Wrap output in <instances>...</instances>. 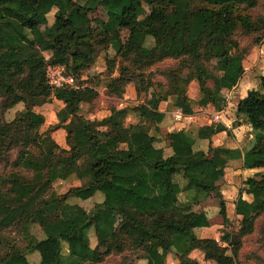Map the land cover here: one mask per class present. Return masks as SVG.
I'll return each mask as SVG.
<instances>
[{
    "label": "trees",
    "instance_id": "1",
    "mask_svg": "<svg viewBox=\"0 0 264 264\" xmlns=\"http://www.w3.org/2000/svg\"><path fill=\"white\" fill-rule=\"evenodd\" d=\"M260 1L0 0V163L11 151L18 152L16 165L31 173V179L12 176L9 183L29 187V197L35 200V207L27 212L25 200L14 201L12 190L0 195V220L13 213L11 224L24 239V247L15 245L0 255V264H100L111 255H122L131 244V234L144 254L135 264H165L169 254L177 264H201L191 257L194 251L206 262L236 264L242 239L252 234L254 220L264 214V172L258 179L243 181L236 209L253 216L242 218L228 247L215 239H199L193 231L209 228L211 219L228 222L225 205L199 212L185 209L218 191V166L239 158L240 152L211 147L209 139L225 130L218 127L216 131L206 129L203 140L207 144L183 131L171 134L175 151L166 157L150 132L156 126L160 104L170 99L183 114H192L190 99L180 86L191 62H199L212 74L211 78L194 76L199 108L211 104L222 109L214 91H231L237 86L249 54L236 37L261 34L254 45L264 42V18L251 15ZM98 8L118 16L119 28L127 31L125 39L116 30L104 34L92 27L90 16ZM51 12L53 23L48 25ZM40 27L47 38L42 48L32 37ZM108 48L115 55L105 57L107 95L121 98L132 81H139L142 92L152 89L142 105L126 109L125 113L139 120L124 135L112 132L122 128L114 109L93 121L79 114L81 106L98 95L82 76ZM43 52L53 57L46 59ZM167 60L177 65L162 72L164 83L146 78L147 71ZM214 60L223 63L219 73ZM48 65L64 66L81 88L52 90L45 75ZM213 69L215 73L210 72ZM259 84V91H249L238 102L235 117L251 128L249 144L242 149V167L264 171V76L259 77ZM52 99L65 106L69 120L40 134L45 118L37 109ZM20 104L23 109L5 121L3 115ZM60 129L65 133V147L52 137ZM80 135L83 143L78 141ZM32 147L46 158L30 157ZM212 153L218 155L217 161ZM70 178L81 185L64 194L54 192L56 182ZM106 183L112 184L105 189ZM140 183L143 194L135 191ZM86 190L98 197L89 209L79 198ZM243 192L252 196V204L242 199ZM182 194L186 197L183 203L179 200ZM109 213L119 219L116 230L111 229ZM34 227L42 234L40 240L31 235ZM29 255L36 256V263L29 261Z\"/></svg>",
    "mask_w": 264,
    "mask_h": 264
},
{
    "label": "rangeland",
    "instance_id": "2",
    "mask_svg": "<svg viewBox=\"0 0 264 264\" xmlns=\"http://www.w3.org/2000/svg\"><path fill=\"white\" fill-rule=\"evenodd\" d=\"M147 10V8H146ZM251 15L254 17H262L264 18V0H261L258 4V6L251 11ZM92 21V27L100 33L108 34L112 31L116 30L120 33L121 38L125 39L127 37V31L120 29L118 26V16L105 11L101 8H98L97 11L90 16ZM142 19V17H140ZM223 29V24H222ZM263 33V32H262ZM261 35V34H259ZM259 35L250 36V37H236L237 40L240 42L241 47L247 49L249 51V54L244 59V68L246 69H252L249 77L242 78L241 82L237 86L235 90H233L231 93H225L223 94L225 96V100L222 101L221 98L219 99V103L224 104V112L221 117V121L228 122L229 119H235L234 116V109L235 105H237L238 101L242 98H244L247 93L251 90H260V84H259V77L264 76V42H261L260 45H254L255 40L259 37ZM34 41L36 44L42 48L47 43V38L44 34V27H40L33 35H32ZM44 57L50 58L49 52H43ZM110 55L113 57L115 55V50L112 48H108L106 51L100 53L97 58L95 59L94 65L85 71L84 75L82 76V79L88 82L87 84L89 87H94V89L97 91V97L90 103L89 105L83 104L80 109V117L85 120H98L101 117H106L110 113L111 109H114L117 113H119L118 121L122 123V129H112V132L117 134H126V130L130 125L137 124L138 118L134 116L132 113H125L126 109H136V107L142 105L145 100L149 97L148 94L151 93L150 89L148 93L142 92L140 90V83L139 81H132L125 89V93L121 98H114L106 93L105 88V81H106V61L105 57ZM213 65L216 66L217 71L220 72L222 69V61L214 60L212 62ZM177 62L167 60L163 63L158 64L155 66L151 71H147L145 73L146 78L152 80V82H159L164 83V78L162 76V72L176 67ZM212 73H215L214 69L210 71ZM195 75H202L206 78H211L212 74L209 73V71H206L205 68L199 63V62H191L190 68H186L181 76V83L180 86L182 89L185 90L187 93L189 99H190V106L195 109L197 106H199V87L198 83L194 80ZM149 76V77H147ZM210 85V83H209ZM247 85V88L242 89L241 87ZM222 101V102H221ZM60 104L56 103L54 100H50L48 102L43 103L39 106V110L41 108V112L47 116V119L49 118L50 114H56L55 120H47V124L45 123L44 126L40 129V134L45 133L48 129H52L54 126L58 124H62L66 118L67 113L64 112V108L59 107ZM58 108L60 110H58ZM212 108V107H211ZM23 109V106L20 104L10 111L6 112L3 115V118L5 121H11L16 116V113L21 111ZM215 110V109H214ZM159 111L165 112L164 114V120L163 123H165V127L163 131H160L158 128L153 127L150 134L153 135L155 138L156 136L159 137V139L156 138V142H159L160 140H164L162 143L165 142V144H161L164 148V151L166 152V155H170L172 153L171 147L174 146L170 133L174 132L172 130L171 124V116H174L175 107L173 105V99H170L168 102L161 103L159 106ZM209 111V110H208ZM215 112H218L215 110ZM169 113V115H167ZM219 113V112H218ZM226 113V114H225ZM162 116V115H160ZM69 120V119H66ZM158 123L157 121H155ZM220 125V124H219ZM228 128V127H226ZM225 128V130H226ZM234 128V126H232ZM157 130V131H156ZM231 130V129H230ZM58 131V130H57ZM58 133V139H56V142L59 144L60 140L63 143L64 135L63 131L54 132L52 135L55 136V134ZM249 133L246 134V145L249 144ZM230 141V137L224 138V141ZM79 143H83L85 139L82 135L79 136ZM157 144V143H156ZM63 145V144H62ZM224 145V144H223ZM156 147L159 146L158 144L155 145ZM170 146V147H169ZM17 154L18 152L16 150L11 151L9 155L7 156L8 163L2 162L0 163V195H4L7 191L12 190V198L14 201H22L25 200V210L31 211L35 207V200L31 197H29V193L31 189L29 187H26L20 183H16L13 186L9 183V180L12 176L18 177L19 179H31V173L27 172L25 169L20 168L17 166ZM237 155V154H236ZM235 155V156H236ZM30 157H33L36 160H43L46 158L45 155H39L38 150L35 147H32L30 149ZM212 157H214V160L217 161L218 155L216 153H212ZM235 160L237 158L233 157L230 158V160ZM238 169V168H237ZM263 171H261L257 175H252L251 177H254L258 179ZM217 181L218 182H224L223 175L221 173V170L217 173ZM247 177V176H246ZM244 176H239L238 178L235 177L234 180L232 178L229 180L227 178V181H229V187H237V190L240 191L243 186V181L246 179ZM226 180V179H225ZM115 182H118L117 179H115ZM113 183V182H112ZM112 183H106L104 185V188L107 189L111 186ZM81 183L73 178H70L66 182H56L53 185V190L57 194H64L67 190H69L72 187H79ZM225 186V185H224ZM232 190V189H231ZM135 191L139 194H143L144 191V185L142 183L138 184L135 187ZM93 191H81L79 194V198L81 199L80 204L84 206L86 209H89L93 202L98 200L97 196H94L93 198ZM226 197V195L224 194ZM238 194H235L234 196L229 194L230 200L232 202L236 201ZM186 197L182 194L179 196V200L181 203L185 201ZM222 203V198L220 196V192H213L208 199L203 203L202 206H205L207 208L213 209V207H217ZM202 206H192L190 208L185 209L186 212L189 210L191 211H199L202 209ZM240 214V212H239ZM241 215V214H240ZM243 217L251 218L253 215L249 212L242 213ZM228 222L223 224L222 220V228L219 229V222L213 223V225L210 227V229L205 231L204 236L205 237H211L218 241V243L222 244L223 247H228L230 241L232 238L235 237L239 227L240 222H238L237 218L235 217L234 209L229 207V210L227 211ZM14 217V214H10L7 218L0 220V255L4 254L8 249L12 246H20L24 247V239L23 237L18 234L16 230H14V226H12L11 221ZM107 217L110 221L111 229L116 230L118 227L119 219L115 214L109 213L107 214ZM31 235L34 238H37L40 240L42 238V234L40 230L37 227H34L31 229ZM144 257L143 252L141 251V245L139 241L136 239V237L131 234V244L128 247V249L122 254V255H111L107 257L102 263L100 264H135L138 260ZM193 259L198 260L201 264H215L212 261L205 262L203 258L198 254L194 253L192 255ZM28 259L31 263H36L37 258L35 255H29ZM236 264H264V214H261L259 217H257L254 220L253 224V232L252 234L246 236L242 239L241 246L238 252V255L236 257Z\"/></svg>",
    "mask_w": 264,
    "mask_h": 264
},
{
    "label": "crops",
    "instance_id": "3",
    "mask_svg": "<svg viewBox=\"0 0 264 264\" xmlns=\"http://www.w3.org/2000/svg\"><path fill=\"white\" fill-rule=\"evenodd\" d=\"M53 13L54 12H51L48 16V25H51L53 23ZM46 45V44H45ZM111 56V55H110ZM49 57H53V53H50V56ZM112 57V56H111ZM251 70L252 69H246L244 68V61H243V76L242 78L244 77H249L250 76V73H251ZM241 78V80H242ZM240 80V82H241ZM239 82V83H240ZM239 83L237 84V86L239 85ZM237 86L233 89L235 90L237 88ZM242 89L244 88H247V85H244L241 87ZM233 90L231 91H223V92H220L218 93L217 91H214V97L216 99V101L219 103V99L218 98H221L222 101L225 100V96L223 94L225 93H231ZM54 100L56 103L60 104L59 107H62L64 108L65 106L61 103V102H58L56 101L55 99H52ZM241 100V99H240ZM239 100V101H240ZM221 101V102H222ZM238 101V102H239ZM221 104V103H220ZM238 104V103H237ZM222 106V109L221 110H217L214 106H212L211 104H209L208 106H206L205 108H208L209 112L210 111H218L221 116L223 115V112H224V104H221ZM236 106L235 105V109H234V116H235V110H236ZM212 107V108H211ZM200 109L199 106H197L195 109L192 108L193 112L192 114L190 115H186V114H183L182 110H180L179 108H176L175 107V110L176 111H180L181 112V117L179 119H175V117L171 116V126H172V130L174 132L170 133L173 134L175 132H178V131H183L185 134H187L190 138L192 139H196V140H199V141H205L207 143L208 140H203L205 139L206 137V129H210L211 131H216V128L218 127H223L224 129L226 127V130H223V131H220L218 133H216L214 136H212L209 141H212V146L213 148H216V147H221V148H227L231 151H239L240 152V157L237 158V159H233V160H227L226 163L224 165H220L218 166V169H217V172H216V175L218 173L219 170H221V173L223 175V178H224V182H218L217 181V176L215 177V181H216V185L218 187V193L220 192V196L222 198V203L225 205V209H226V215H227V211L229 210V207L230 208H233L234 209V213H235V217L237 218L238 222H241L242 218H243V215L242 213H245L244 211H240V210H237L236 209V201L232 202V200H230V198L228 197L229 194L231 193V195H235V194H238L239 196V191L237 190V187L233 186V187H229V181H227V178L230 180L232 178V180H234L235 177H239V176H244L247 178H250L252 175H257L259 174L261 171V169H253V170H246L242 167V157H243V147L246 145V134L249 133L248 135V138H249V141L251 139V128L249 125H246V124H241L240 121H238L235 117V119H229L228 122H225L222 120V122L219 124H216V125H210L208 120L200 114ZM215 109V110H214ZM58 110H60L58 108ZM37 111H39V113H41L44 118H45V123L47 122V120H55L56 119V114L54 113L53 115L50 114L49 115V118L47 119V116H45V114H43L41 112V108L39 110V108L37 109ZM105 113H110V112H104ZM175 113V112H174ZM164 114L165 112L163 111H159V115L156 119V121L158 123H156V127L160 130V131H163L164 130V127H165V123H163V120H164ZM226 114V113H225ZM162 115V116H160ZM167 115H169V113H167ZM44 123V124H45ZM47 124V123H46ZM133 125V124H132ZM44 126V125H43ZM131 126V125H130ZM232 126H234V128H232ZM119 129H122V128H119ZM128 129V128H127ZM127 129L126 132L128 131ZM231 129V130H230ZM58 131H63L62 129L58 130ZM56 131V132H58ZM64 133V131H63ZM229 134V135H227ZM54 135V134H53ZM53 140L56 142V139H58V133L55 134V136H53ZM124 135V134H123ZM230 137V141H224V138H228ZM56 138V139H55ZM157 139H159L158 136H156ZM172 139V142H173V145H175V139L173 137H171ZM164 140H160L159 142H157V144L159 146L157 147H160V148H163L162 146H160L161 144H165L162 143ZM60 143L57 144L60 146V147H65V135H64V139H63V143L62 141L60 140L59 141ZM63 144V145H62ZM224 144V145H223ZM170 147V146H169ZM164 150V148H163ZM171 151L172 153L170 155L173 154V152L175 151L174 150V146L171 147ZM166 152L164 151V155L167 157V156H170V155H166L165 154ZM214 159V157H213ZM238 168V169H237ZM264 172V171H263ZM251 178H254V177H251ZM226 179V180H225ZM245 179V180H246ZM256 179V178H255ZM244 180V181H245ZM225 185V186H224ZM243 187V186H242ZM232 189V190H231ZM242 189V188H241ZM224 194L226 195V197L224 196ZM94 196H97L96 194L93 193V198H95ZM237 196V198H238ZM242 199L248 203V204H252L253 203V198L252 196H249L247 194H245L244 192L242 193ZM98 201V200H97ZM205 203V202H203ZM203 203L199 204V205H194V206H202ZM192 207V206H190ZM188 207V208H190ZM218 207V206H217ZM216 206L213 207V208H217ZM205 208V206H202V209ZM187 209V208H186ZM201 209V210H202ZM199 210V211H201ZM199 211H194V212H199ZM240 212V214H239ZM250 213V212H249ZM229 218V216H227V219ZM219 222L220 226H219V229L222 228V222H220L219 218L215 217L213 219H211V222H210V227L213 225V223L215 224V222ZM229 221V220H228ZM209 228H202V229H195L193 231L194 235L199 238V239H214V238H211V237H205L204 236V233L205 231L207 232ZM216 240V239H215ZM217 241V240H216ZM194 253H198L202 258H203V255L198 252V251H194L192 254H191V257ZM144 258V257H143ZM142 259V258H141ZM204 260V258H203ZM198 261V260H197ZM206 262V261H205ZM165 264H177V261L176 259L174 258V256L172 254H169L167 257H166V261H165Z\"/></svg>",
    "mask_w": 264,
    "mask_h": 264
},
{
    "label": "built area",
    "instance_id": "4",
    "mask_svg": "<svg viewBox=\"0 0 264 264\" xmlns=\"http://www.w3.org/2000/svg\"><path fill=\"white\" fill-rule=\"evenodd\" d=\"M45 75L47 84L52 90L63 87H69L73 89L81 88V86L76 83L75 77L72 74L66 72L64 66L48 65L46 67ZM199 112L208 120L210 125H216L222 122L220 113L218 112H209L208 108H201ZM174 117L175 119H179L181 117V112L175 111Z\"/></svg>",
    "mask_w": 264,
    "mask_h": 264
}]
</instances>
